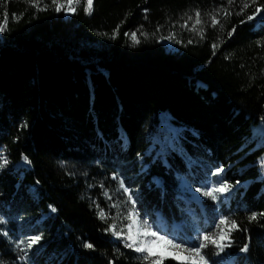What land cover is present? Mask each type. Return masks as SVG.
<instances>
[{"label": "trees", "instance_id": "1", "mask_svg": "<svg viewBox=\"0 0 264 264\" xmlns=\"http://www.w3.org/2000/svg\"><path fill=\"white\" fill-rule=\"evenodd\" d=\"M56 2L0 0V264H148L109 230L132 202L235 220L209 264H264V0ZM180 177L232 187L202 206Z\"/></svg>", "mask_w": 264, "mask_h": 264}, {"label": "snow or ice", "instance_id": "2", "mask_svg": "<svg viewBox=\"0 0 264 264\" xmlns=\"http://www.w3.org/2000/svg\"><path fill=\"white\" fill-rule=\"evenodd\" d=\"M229 3H232V0H228ZM53 3L56 5V11H60L63 5L58 4L56 0H53ZM33 6H36L35 4ZM250 5L245 2L243 4V8H248ZM69 10H74L72 5L69 4ZM92 8V0H87V7L85 8L86 12H91ZM262 11L261 7H255L254 13L259 14ZM231 13H226V15H230ZM200 13H196V21L193 25V29H195L196 25L200 24L201 21L199 19ZM254 18L253 15H249L247 17L248 20H252ZM212 25H216L219 21L215 16L212 17ZM243 23V21H241ZM7 23V19H5V26ZM235 29H233L234 31ZM0 31H4V26H0ZM232 33L229 32V35ZM133 39H135V33L132 34ZM216 47V45H214ZM7 163V161H5ZM2 166V165H0ZM223 169H217V172H222ZM219 186L208 188L202 194L205 197H209L212 200H217V193H226L232 187L231 185L223 182H218ZM120 188L124 189L125 192L128 191L125 188L123 182L120 183ZM196 191H200V189H196ZM107 194V193H106ZM128 200L130 202L133 201L131 195L128 196ZM135 203L132 202V211H129L125 219L129 221V223L125 226L127 228L126 232L116 231L115 228L109 229L113 231L114 235L120 236L123 234L124 239L127 241L125 247L132 249L137 253L144 254L142 259L147 261L148 264H164L166 259H172L178 261L179 264H209V260L204 250L209 247V244L215 246V248L222 252L224 248L230 246V242L226 243L225 241H230L231 232L238 229V225L235 220L229 222L227 218H221L216 225L217 232L214 235H204L200 237L193 246H186L185 243L177 242V237L171 236L169 233L160 234V232L154 231L149 225L148 221L144 220L142 223L138 220L139 214L135 211ZM55 211V209H53ZM264 215V214H262ZM101 216H103V212H101ZM251 220L256 219V215L253 214L250 217ZM224 226V227H222ZM40 237H34L28 243V247L30 248L33 244L39 241ZM157 245H163V251H156L155 248ZM86 247L91 248L93 245L87 244ZM247 246L241 249V251H246ZM218 254V253H217Z\"/></svg>", "mask_w": 264, "mask_h": 264}, {"label": "rangeland", "instance_id": "3", "mask_svg": "<svg viewBox=\"0 0 264 264\" xmlns=\"http://www.w3.org/2000/svg\"><path fill=\"white\" fill-rule=\"evenodd\" d=\"M71 10L68 11V14H71ZM161 42L163 43L164 47L166 48V50H175L176 47L174 46V43L171 39V37H166L164 39L161 40ZM220 169V168H218ZM217 172V170H216ZM178 186L181 189V191L184 194L189 195V199L192 201H195L199 204L206 205L207 203H215L217 200H212L209 197H205L202 193L207 190L208 188H212V187H217L219 185H214V184H209V185H203L201 184L200 186H195L191 183H189L184 177H180L178 179ZM200 189V191H196V189ZM127 193L129 194V192L127 191ZM221 195V193H217V196L219 197ZM183 200L185 202H189V199H187L186 197H182ZM189 213L191 212L192 215H194L193 210L192 211H188ZM156 217L155 220L156 222H153L152 220H147L148 221V225L154 230V231H159L160 234H165V233H169L171 234L169 238H171V236H175L177 237V242L180 243H185L186 246H193V244L202 236L204 235H214L217 232V228L216 225L218 224L219 220L221 218H217L215 219L214 223H213V228L212 230L208 233V232H203L201 231L195 224L194 220H192L189 223H185L184 221H176L174 222L171 227H168V225L166 224L165 218L158 212L156 211ZM138 220L142 223L144 220L146 219H141L140 217H138ZM209 220V219H208ZM224 227V226H222ZM127 231V228H126ZM119 237H121L123 239V241L125 243H127V241L124 239L123 234L120 235ZM178 237H181V239H178ZM215 247V246H214ZM24 246L23 245H18V251L20 254H22ZM156 251H163V245H157L155 248ZM213 251H215L217 254V256L221 255V252H219L216 248L212 249ZM205 254H208V251L204 250ZM208 258V255H207ZM19 261H21V257L18 258ZM175 261V260H174ZM178 262V261H177ZM179 263V262H178Z\"/></svg>", "mask_w": 264, "mask_h": 264}]
</instances>
